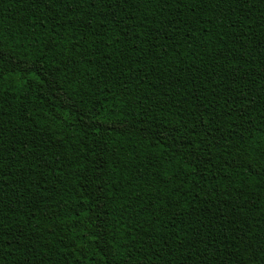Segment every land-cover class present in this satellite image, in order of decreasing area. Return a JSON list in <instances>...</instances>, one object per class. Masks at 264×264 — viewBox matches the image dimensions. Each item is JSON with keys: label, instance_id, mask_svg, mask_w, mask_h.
<instances>
[{"label": "trees", "instance_id": "trees-1", "mask_svg": "<svg viewBox=\"0 0 264 264\" xmlns=\"http://www.w3.org/2000/svg\"><path fill=\"white\" fill-rule=\"evenodd\" d=\"M0 264H264V0H0Z\"/></svg>", "mask_w": 264, "mask_h": 264}]
</instances>
